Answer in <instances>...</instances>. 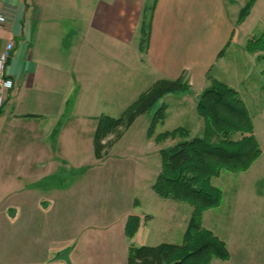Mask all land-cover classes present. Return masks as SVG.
I'll return each mask as SVG.
<instances>
[{"label": "crops", "instance_id": "1", "mask_svg": "<svg viewBox=\"0 0 264 264\" xmlns=\"http://www.w3.org/2000/svg\"><path fill=\"white\" fill-rule=\"evenodd\" d=\"M250 1L0 0V56L13 45L4 69L13 87L0 118L15 136H28L22 145L15 139V161L0 171V186L8 190L0 191V264H127L132 245H160L148 237L152 212L149 219L138 215L132 239L125 233L128 212L101 221L100 177L91 173L109 159L81 155L83 129L73 121L92 117L99 105H128L157 81L183 76L191 92L161 100L166 121L184 114L192 97L196 112L201 94L217 80L239 94L262 153L248 172L219 178L227 176L234 190L219 187L221 205L205 212L203 226L231 258L211 264H264V210L252 202L264 199V188L261 195L251 191L253 180L264 184V51L248 49L264 35L250 32L256 19L264 20V0H255L240 23ZM46 121L56 122L41 128ZM139 207L135 200L133 208Z\"/></svg>", "mask_w": 264, "mask_h": 264}, {"label": "trees", "instance_id": "2", "mask_svg": "<svg viewBox=\"0 0 264 264\" xmlns=\"http://www.w3.org/2000/svg\"><path fill=\"white\" fill-rule=\"evenodd\" d=\"M255 0L241 11L239 22L249 15ZM250 52L264 51V37L250 41ZM185 77L163 79L154 83L119 118L101 116L94 133V156L103 160L107 152L119 141L133 124L147 115L168 95L190 93ZM196 111L204 122V134L191 138L186 128H177L157 136L156 143L168 140L178 143L161 150L162 165L152 188L164 200L187 204L192 215L181 245L134 246L129 248L127 264H211L214 259L229 261L230 253L223 241L203 228V215L218 208L223 200V190L212 184L223 174L238 176L248 172L261 156L254 136L250 115L239 94L217 80L201 94ZM167 119V107L162 105L148 131L153 137L157 126ZM240 135L238 140L234 137ZM114 136L111 141L106 140ZM141 219L128 218L125 233L129 239L139 231Z\"/></svg>", "mask_w": 264, "mask_h": 264}, {"label": "rangeland", "instance_id": "3", "mask_svg": "<svg viewBox=\"0 0 264 264\" xmlns=\"http://www.w3.org/2000/svg\"><path fill=\"white\" fill-rule=\"evenodd\" d=\"M251 27V33L254 31L255 33L261 34L264 31V20L261 18L256 19L251 24ZM263 36L260 35L258 37L263 38ZM255 73V70L251 69L249 78H256ZM246 85H248V83H246ZM140 96L137 98L135 97L131 103L123 107L117 105H99L94 109L93 114L90 115L92 117L85 121H73L75 123L74 125L77 124L76 126L78 128L83 129V134L79 136V139H81V143H83L85 147L81 155H83L86 160L92 161L94 159V153L92 151L91 157L89 158V152L86 146L90 137L92 147L93 133L91 135L89 134L96 129L98 118L101 116H109L112 118L121 117L125 110ZM171 97H173L172 99H176L175 97L177 96L174 95ZM195 99L196 97H192V100ZM192 100H189V102L183 106L186 111L184 114L179 116L176 113L171 114L170 119L165 121L166 123L164 122L165 126H157L154 136L149 137L148 131L152 118L161 107V103H159L147 115L140 117L133 126L125 132L124 136L107 152L104 158L109 159L107 165L102 166L101 170L98 172L91 173L94 176L98 175L100 177L101 221L107 219L108 216H111L112 219L121 220L123 214L126 212H128L130 216H138L140 214L144 219H149L150 217H147L146 212H152L155 214L156 222L153 227L151 226L150 228L152 233V235L150 234L148 236L152 238L150 242H155L153 241L155 239L157 242H160V244L181 245L183 243L184 234L192 215V208L187 204L159 198L153 191L152 186L161 170L162 157L160 151L171 148L178 143V140L156 143L157 136L177 128L188 129L191 138L201 137L204 134L205 126L203 119L198 116L197 111H193V107H191ZM249 107L253 108V105L249 103ZM55 122L56 121H46L40 127L43 129H51L55 125ZM29 127L28 125H24V129H28ZM13 129L15 128L10 127L6 120L0 118V171H4L2 163L15 161V139L20 140V142H18L20 145L27 143L26 139L28 136L25 134L26 132L23 135L18 134V136H15V130ZM239 138L240 135L234 137L235 140ZM112 139H114V136H110L106 142ZM7 171H12V169ZM71 171L72 173L70 174L74 177L82 176L80 173H76L74 169ZM86 175L90 174L86 173L85 176ZM226 178L227 176H224L222 181H220L219 178L213 179L212 184L217 188L226 187L225 189L227 191H233V183L229 182V179L227 180ZM251 187L254 189L251 191L258 192L257 195H261V189L264 188V184H258V180H253ZM0 191L4 192L8 190L0 186ZM135 200H138L140 203V207L136 209L133 208ZM154 200L158 202H154ZM252 202L259 205L260 209L264 210V199L254 200ZM173 215L174 224L171 225L170 222ZM247 234L251 235V233Z\"/></svg>", "mask_w": 264, "mask_h": 264}, {"label": "built area", "instance_id": "4", "mask_svg": "<svg viewBox=\"0 0 264 264\" xmlns=\"http://www.w3.org/2000/svg\"><path fill=\"white\" fill-rule=\"evenodd\" d=\"M5 18L0 16V23H3ZM13 49L12 44L7 45L6 51L0 56V109L6 101L7 91L13 87V82L5 79L4 69L8 60L11 57V51Z\"/></svg>", "mask_w": 264, "mask_h": 264}]
</instances>
